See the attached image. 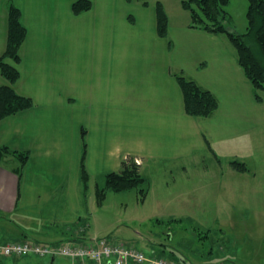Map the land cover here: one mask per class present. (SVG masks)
Wrapping results in <instances>:
<instances>
[{
  "label": "crops",
  "instance_id": "1",
  "mask_svg": "<svg viewBox=\"0 0 264 264\" xmlns=\"http://www.w3.org/2000/svg\"><path fill=\"white\" fill-rule=\"evenodd\" d=\"M8 1L22 10L28 33L20 62L8 60L20 78L11 83L0 70V85H11L34 101L30 109L0 121V147L30 153L21 178L14 155L0 163V218L20 229L22 236L16 240L58 245L107 237L89 234L92 225L85 215L90 214L87 192L92 179H105L132 157L141 161V173L150 164L169 172H188L193 165L206 173L219 151L245 143L264 124V103L254 98L228 38L190 23L178 26L170 16L168 36L161 37L156 0L149 6L91 0V9L81 13L73 10L77 0H0V56L8 43ZM181 71L217 95L219 107L213 115L186 113L175 77ZM83 131L87 190L80 172ZM233 160L229 166L238 171L230 164ZM98 187L96 182L97 205ZM28 218L50 219L55 228H46V223L29 228ZM31 256L15 264L82 263L63 256ZM237 256L226 259L241 264ZM206 259L210 264L212 258Z\"/></svg>",
  "mask_w": 264,
  "mask_h": 264
},
{
  "label": "rangeland",
  "instance_id": "2",
  "mask_svg": "<svg viewBox=\"0 0 264 264\" xmlns=\"http://www.w3.org/2000/svg\"><path fill=\"white\" fill-rule=\"evenodd\" d=\"M160 1L173 24L191 22L182 0ZM248 5V0H230L226 6L230 14L228 25L240 33L247 31ZM259 93L264 98V91ZM258 130V135L249 136L245 143L234 144L228 152L219 151V161L212 158L210 166L214 167L206 173L193 165L188 172H169L157 164L146 165L142 171L149 180L145 201L139 188L107 190L102 206H98L95 183L103 186L105 179H92L87 192L90 214L85 215L92 225L89 234L107 236L114 243L134 246L149 255L172 254L181 264H207L205 259L209 256L210 264L211 260L225 264L224 259H232V255H238L241 264H264V124ZM131 159L140 165L139 159L127 160ZM232 159L245 161L249 171H234L229 166ZM67 213L71 217L72 211ZM42 223L48 224L46 228H55L46 218H28L25 226L41 228ZM21 236L14 223L0 218V264L33 258L3 254L1 244ZM188 242L190 245H186ZM62 244L65 242L58 245ZM162 244L164 248L158 247ZM224 251L226 257L222 255Z\"/></svg>",
  "mask_w": 264,
  "mask_h": 264
},
{
  "label": "trees",
  "instance_id": "3",
  "mask_svg": "<svg viewBox=\"0 0 264 264\" xmlns=\"http://www.w3.org/2000/svg\"><path fill=\"white\" fill-rule=\"evenodd\" d=\"M128 1H138L144 6L150 5V0ZM248 1V27L244 33H240L228 25L230 14L226 6L230 0H182V6L191 14L190 27L199 28L213 34H223L228 38L238 52L239 63L246 77L252 83L254 98L259 102H263L264 98L259 91H264V0ZM91 7V0H77L73 3L75 13L90 10ZM155 7L158 34L161 37H166L168 36L170 23L169 15L160 0L155 1ZM7 9L9 12L8 43L6 51L0 56V70L11 83H15L20 78V71L16 66L10 64L8 60L20 62V48L27 37L28 31L23 24L20 7L13 1H8ZM175 77L182 89L187 114L194 117H210L216 112L219 107V99L213 91L204 88L199 82L187 77L182 71L175 73ZM33 105L34 101L31 97L19 94L11 85H0V121L20 111L30 109ZM82 133L84 147L80 162V172L85 190H87L90 176L85 163L87 154L86 133L85 131ZM206 141L210 147L209 141L207 139ZM10 154L14 155L20 162L17 171L21 178L30 153L4 145L0 147V163ZM230 164L240 172L248 171L245 162L233 160ZM148 185L149 180L141 173L140 165L132 159L123 160L121 169L107 173L105 175V184L97 188L98 205L103 204L107 190L123 192L139 188L142 200L145 201ZM177 220L184 222L183 219ZM186 245H190V243L188 242ZM158 256L166 257L161 254ZM167 258L175 262L179 261L172 257V254H169ZM231 262L232 260L225 259V264Z\"/></svg>",
  "mask_w": 264,
  "mask_h": 264
},
{
  "label": "built area",
  "instance_id": "4",
  "mask_svg": "<svg viewBox=\"0 0 264 264\" xmlns=\"http://www.w3.org/2000/svg\"><path fill=\"white\" fill-rule=\"evenodd\" d=\"M139 163V162H138ZM2 252L8 257L52 255L79 259L80 264H181L166 257L148 255L144 251L124 243H114L106 237L85 244L65 243L52 245L28 239L11 240L1 245Z\"/></svg>",
  "mask_w": 264,
  "mask_h": 264
},
{
  "label": "water",
  "instance_id": "5",
  "mask_svg": "<svg viewBox=\"0 0 264 264\" xmlns=\"http://www.w3.org/2000/svg\"><path fill=\"white\" fill-rule=\"evenodd\" d=\"M92 240H95V239H92ZM51 259L54 260V259H55V256L53 255V256L51 257Z\"/></svg>",
  "mask_w": 264,
  "mask_h": 264
}]
</instances>
